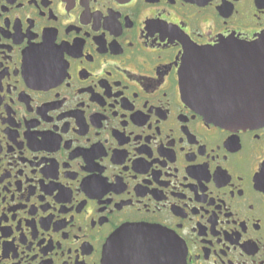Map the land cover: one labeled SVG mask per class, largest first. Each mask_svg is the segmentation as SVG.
<instances>
[{"label":"flooded vegetation","instance_id":"obj_1","mask_svg":"<svg viewBox=\"0 0 264 264\" xmlns=\"http://www.w3.org/2000/svg\"><path fill=\"white\" fill-rule=\"evenodd\" d=\"M258 39L264 0H0V264H104L129 224L264 264V121L214 124L178 75Z\"/></svg>","mask_w":264,"mask_h":264},{"label":"water","instance_id":"obj_2","mask_svg":"<svg viewBox=\"0 0 264 264\" xmlns=\"http://www.w3.org/2000/svg\"><path fill=\"white\" fill-rule=\"evenodd\" d=\"M185 53L178 75L187 103L218 126L262 124L263 39L215 48H189ZM103 251L104 264H119L118 255L144 264H185L184 251L174 237L139 224L118 228L107 239Z\"/></svg>","mask_w":264,"mask_h":264}]
</instances>
